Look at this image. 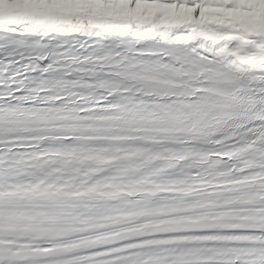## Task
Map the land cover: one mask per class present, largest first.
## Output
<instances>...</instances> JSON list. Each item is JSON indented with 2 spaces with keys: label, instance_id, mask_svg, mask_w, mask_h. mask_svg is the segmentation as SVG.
I'll list each match as a JSON object with an SVG mask.
<instances>
[{
  "label": "snow or ice",
  "instance_id": "snow-or-ice-1",
  "mask_svg": "<svg viewBox=\"0 0 264 264\" xmlns=\"http://www.w3.org/2000/svg\"><path fill=\"white\" fill-rule=\"evenodd\" d=\"M0 264H264V0H0Z\"/></svg>",
  "mask_w": 264,
  "mask_h": 264
}]
</instances>
